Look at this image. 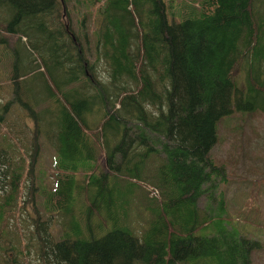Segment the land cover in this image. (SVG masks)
<instances>
[{
  "label": "trees",
  "instance_id": "16d2710c",
  "mask_svg": "<svg viewBox=\"0 0 264 264\" xmlns=\"http://www.w3.org/2000/svg\"><path fill=\"white\" fill-rule=\"evenodd\" d=\"M94 15L91 58L85 26ZM10 35L31 51L26 70ZM0 43L13 55V97L0 126L15 104L39 121L42 98L27 100L21 87L38 67L56 151L52 185L37 182V124L27 146L29 192L38 189L43 201L19 234L10 214L26 156L13 162L0 149V251L9 262L34 251L38 264H253L264 239L251 226L264 223V198L227 200L226 165L213 150L220 120L264 112V0H0Z\"/></svg>",
  "mask_w": 264,
  "mask_h": 264
},
{
  "label": "rangeland",
  "instance_id": "374dc122",
  "mask_svg": "<svg viewBox=\"0 0 264 264\" xmlns=\"http://www.w3.org/2000/svg\"><path fill=\"white\" fill-rule=\"evenodd\" d=\"M166 1L169 4L170 0ZM174 1L175 5L178 6L183 0ZM70 7L72 9L74 25L76 26L78 16L76 14L77 9L73 11V8L76 7L74 1H70ZM82 9L79 11V13H82ZM95 18V15L91 16V19L87 21V25L85 26V29L87 30L89 37H91L90 39L93 44V46L87 51V54L91 58L95 56V48L93 43L94 29L96 28ZM10 37L12 41V49L10 52L14 54L16 51L20 52L21 50V53L24 57L23 69L26 70L31 64V51L26 46H23L22 42H17L18 35H10ZM12 54L7 52L0 43V113L3 111L4 104L13 97V85L10 82L11 68L13 64ZM35 57H37L38 60L41 59L40 54H36ZM98 71L100 74L103 72L106 75L103 64L99 65ZM233 72L235 77L241 81L243 75L240 67H237ZM44 77L45 76L43 72H39V68L37 67V70L27 73L24 78H22L24 83L21 84V87H24L27 100H33L36 97L42 98L41 106L37 107L40 115L39 121H36L31 113L28 118V109L27 111L24 110V115H20L22 108L15 104L10 106V109L7 111V119L0 126V149L3 147L8 148L9 153L13 156V162H19L21 155L26 156V169L23 173L20 190V204L18 205L17 211L14 214H10V228L14 233L18 232L19 234L27 231L29 218L31 219L32 216H36V200L37 202L43 201V195L38 193V189L36 191L29 192L33 174H31L29 170L32 158L30 157L31 155L27 156V146H30L31 150V141L34 138L37 124L40 125L38 136L39 141L42 144L40 159L36 164L37 168L35 170L37 172V176H39L37 182L45 181L47 184L52 185L54 180V168L52 161L56 151L49 143L47 136V122L45 119L50 115V112L47 111L48 105L45 99L47 92ZM222 121L223 120H220L219 122L220 142L213 150V155L216 157L219 163L224 162L226 165L225 170L227 177H229V182L225 185L227 190L224 197L226 196L227 200L230 198L235 200V197H238V199L242 200L246 192L247 196L245 199L247 201L251 195H255L256 192L259 196L264 198V112L250 113L248 115L236 113L232 117H229L228 121L225 123ZM28 122L30 125H28ZM3 153L4 152L0 150V161L5 158H1ZM99 163L103 168H106L105 157L103 155L100 158ZM1 183L2 181L0 180V184ZM3 186L9 188L7 184H4ZM124 187L125 194L129 195V191L126 190L127 184ZM219 193L220 191H217L216 195H219ZM126 195H124V199L127 197ZM130 199L131 197L125 200L126 203L128 200L130 201ZM205 201L206 197L202 198L201 204H204ZM253 203L254 201L251 203L247 202L246 209H251V207L254 206ZM215 205H217L216 202ZM40 208L43 210L42 204H40ZM231 211H233V207H231ZM253 214L255 215L256 211H254ZM258 216L264 217V214L262 216L261 213ZM234 217H237L235 213ZM122 218H124V216ZM55 221L56 224H54L53 231L57 233V229L59 228L58 224H60V222L58 218H56ZM131 221L133 222L132 219ZM138 224L139 234L141 235V224H144V220L140 219ZM251 227L257 234L263 236L264 239V223L260 225L252 224ZM251 227H249V229H251ZM9 243L10 241L8 240H4L3 242L4 246ZM12 257L13 255L10 256V258ZM251 258L253 260V264H264V247L257 249L253 253L251 252ZM191 261H194L193 263L197 262L196 264H201V259H191ZM0 264H13L9 262V257L7 254L5 255L4 249L0 251ZM22 264H38L36 252L34 253V251H32L24 259H22Z\"/></svg>",
  "mask_w": 264,
  "mask_h": 264
},
{
  "label": "built area",
  "instance_id": "2783aa9c",
  "mask_svg": "<svg viewBox=\"0 0 264 264\" xmlns=\"http://www.w3.org/2000/svg\"><path fill=\"white\" fill-rule=\"evenodd\" d=\"M152 189H153V191H152L153 193H156V192H157V190H156V189H154V188H152Z\"/></svg>",
  "mask_w": 264,
  "mask_h": 264
}]
</instances>
